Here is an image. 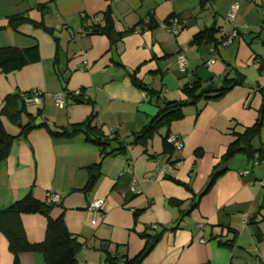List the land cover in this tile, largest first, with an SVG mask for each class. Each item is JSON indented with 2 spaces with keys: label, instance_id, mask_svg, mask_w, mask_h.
I'll list each match as a JSON object with an SVG mask.
<instances>
[{
  "label": "crops",
  "instance_id": "obj_1",
  "mask_svg": "<svg viewBox=\"0 0 264 264\" xmlns=\"http://www.w3.org/2000/svg\"><path fill=\"white\" fill-rule=\"evenodd\" d=\"M233 3L238 11L227 23ZM106 11L121 35L114 45L103 35L79 33L100 23ZM17 16L30 23L13 30L8 19ZM171 17L178 20L177 35L164 29ZM209 29L218 30L216 36L223 40L221 31L236 34L225 46L218 45L211 65L207 62L213 47L192 44L197 34ZM32 46L38 48L37 63L0 73V109L11 94L39 92L41 103L23 101L19 127L4 117L1 121L14 137L29 122L46 127L34 128L12 143L0 161V210L28 193L39 201L57 195L60 202L50 216L62 215L66 230L82 245L76 264H108L101 243L109 244V252L132 259L146 247L143 234L160 237L140 264H264V126L252 142L259 152L252 159L233 155L199 197L228 146L258 119L264 71L256 61L264 58V0H0V48ZM178 54L187 61L184 73L177 69ZM237 75L244 79L242 86L216 101L186 107L184 118L170 125V135L182 143L181 152L174 153L180 162L171 171H160L165 164L163 131L145 146L129 145L131 135L156 114L160 101L184 100L183 87L195 82L220 86ZM132 77L159 98L134 86ZM77 91L85 103L67 99ZM51 95H60L64 107H55ZM91 116L92 125L122 142L124 152L102 157L82 133H50ZM198 149L200 157L195 155ZM97 165L92 189L83 191L97 172L90 168ZM94 199L105 202L103 213L96 216L87 210ZM21 224L29 243L42 242L43 216L22 215ZM201 239L205 243H199ZM12 262L0 234V264ZM19 264L45 263L41 254L22 253Z\"/></svg>",
  "mask_w": 264,
  "mask_h": 264
},
{
  "label": "trees",
  "instance_id": "obj_2",
  "mask_svg": "<svg viewBox=\"0 0 264 264\" xmlns=\"http://www.w3.org/2000/svg\"><path fill=\"white\" fill-rule=\"evenodd\" d=\"M110 12L106 11L101 15L100 23L91 25L87 29H83L84 34H100L105 36L110 45L116 44L121 35L116 33L113 27V21L110 17ZM30 23V21L23 16L11 17L8 19L10 28L16 30L21 24ZM34 27H39L42 30L51 33V30L46 29L41 24L31 23ZM216 29H209L197 34L192 44L206 43L211 45L214 49H217L218 45L223 42L222 38H217ZM56 41V40H55ZM39 61V54L37 46L28 48H16L6 47L0 48V73L9 74L22 69L23 67L34 64ZM132 83L138 89L144 91L151 98H159V95L155 92H150L142 83L138 82L134 77L131 78ZM244 79L241 75H237L235 78L224 79L220 86L213 84L203 86L199 82H195L190 86H184L182 94L185 99L175 102L160 101L157 105L158 110L156 114L149 119V121L143 126V128L136 134L131 135L129 145H143L145 146L155 135L161 131L162 140V153L161 157L165 158V164L174 166L180 162V159L176 157L174 159V149L167 142L170 136L169 128L174 122L180 121L184 118V109L189 106H198L199 104H206L208 102L216 101L224 96L227 92L234 87L242 86ZM68 93L67 99L71 100L74 104L85 103L82 98V92ZM31 93H26L23 96L19 94H11L4 98L3 105L0 109V161L4 160L9 153L12 143L24 138L29 131L38 127H46L44 124L33 125L31 122L21 127L20 134L16 137L9 135L1 121L4 117L12 125L20 123L21 115L25 113L23 101L29 99ZM28 117V116H27ZM93 116L88 118L83 123L72 126L69 129H63L60 132L50 133L55 137H68L73 134H84L86 141L98 147L102 157L112 155L116 152H124L122 142L119 143L114 136H104L92 125ZM264 126V96L262 99V105L258 113V119L256 123L246 128L245 131L237 135L235 140L228 146L226 152L222 156L220 163L214 168L210 179L205 189L201 192L200 196L205 195L212 187L214 182L225 170V164L227 161L237 153H243L248 158L252 159L256 151L253 148L252 142L259 136L261 128ZM114 143V147H110ZM109 148V149H108ZM196 156H201L200 149L196 150ZM98 165L91 167L90 170H97L95 174H91L89 180L84 187L83 191H90L94 185L98 174ZM93 173V172H92ZM173 182L178 184L172 179ZM46 199V198H45ZM197 202L192 206L196 207ZM57 204H47L46 201L36 200L31 193H28L20 200L13 202L9 207L4 210H0V234L4 236L8 244V251L13 257L12 264H19V256L22 253H38L41 254L45 264H76V255L82 248V245L71 236L64 225L62 215L53 219L50 216L52 209ZM38 214L46 219V228L44 238L42 242L37 244H31L26 238L23 226L21 224L22 215H34ZM137 214H134V220ZM146 240L145 249L139 253L136 257L129 259L126 255H118L116 252L111 253L108 251V243H101L99 249L105 254L104 262L108 264H140L143 258L152 249L154 244L158 241L160 234L141 235ZM224 245H229L228 242ZM119 248L118 246L115 247Z\"/></svg>",
  "mask_w": 264,
  "mask_h": 264
},
{
  "label": "built area",
  "instance_id": "obj_3",
  "mask_svg": "<svg viewBox=\"0 0 264 264\" xmlns=\"http://www.w3.org/2000/svg\"><path fill=\"white\" fill-rule=\"evenodd\" d=\"M237 11H238V4L233 3L230 6V9L227 13L225 21L227 23L232 22L235 18ZM163 26H164L166 33H168L170 35H177L178 34V20L176 18H174V17L169 18L166 21V23H164ZM79 33L84 34V31L80 30ZM221 33L224 34L226 37L223 40V42L221 43L222 46H225L226 44H228L230 42V40L236 36L235 32L226 33L225 31H221ZM211 53H212V57L207 62L208 65L213 64L216 60V57H217V53H216V50L214 48H212ZM256 64L258 66L262 67V69L264 71V58L257 60ZM176 65H177V69L179 72L184 73L186 71L187 61H186V58L184 57V55H182V54L177 55ZM77 93L78 92H75V95ZM41 97H42L41 93L31 92V96L29 99H26V102L32 103V104H40L41 103ZM50 98L52 99L55 107H58V108L64 107L65 101L60 95H51ZM167 142L173 147L176 154H179L181 152L182 143L176 136L170 135L169 138L167 139ZM255 164H256V162L254 163V165ZM176 166H177V164H175L174 166H170L168 164H162V165H160V171H161V173L169 172ZM132 190H134V188H132ZM45 201L47 204H58L60 202V198L57 195L50 194V195L46 196ZM104 207H105V202L103 200L94 199L89 203L87 210L93 216H96L99 213H103ZM154 228H155V226H152V229H154ZM200 228H201V225L198 226V229H200ZM199 243L203 244V243H205V240L201 239V240H199Z\"/></svg>",
  "mask_w": 264,
  "mask_h": 264
},
{
  "label": "water",
  "instance_id": "obj_4",
  "mask_svg": "<svg viewBox=\"0 0 264 264\" xmlns=\"http://www.w3.org/2000/svg\"><path fill=\"white\" fill-rule=\"evenodd\" d=\"M17 126L19 127V126H20V124H17Z\"/></svg>",
  "mask_w": 264,
  "mask_h": 264
}]
</instances>
